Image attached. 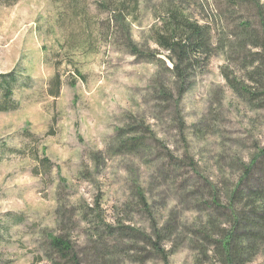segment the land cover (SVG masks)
Instances as JSON below:
<instances>
[{"label": "rangeland", "instance_id": "obj_1", "mask_svg": "<svg viewBox=\"0 0 264 264\" xmlns=\"http://www.w3.org/2000/svg\"><path fill=\"white\" fill-rule=\"evenodd\" d=\"M258 1L0 0V264L215 262L242 162L264 147ZM174 15L207 42L184 80L158 43ZM260 163L242 192L264 190ZM239 243L264 264V241Z\"/></svg>", "mask_w": 264, "mask_h": 264}, {"label": "trees", "instance_id": "obj_2", "mask_svg": "<svg viewBox=\"0 0 264 264\" xmlns=\"http://www.w3.org/2000/svg\"><path fill=\"white\" fill-rule=\"evenodd\" d=\"M237 1L254 3L258 7L262 8V6L259 5L258 0ZM181 17L182 19L177 18L174 15V17H171L172 22L170 24L165 22V24H168L165 25L166 31L170 32V35L164 36L160 42L158 41V43H160V45L168 51L169 54H172V56L169 55L171 60H177L173 71L176 72L179 78L184 80L187 79L186 72H188L189 69L195 68L197 66V62L201 59V55L205 53L204 48L207 42H205L204 31L198 23L188 21L184 15H181ZM169 25L170 28L168 27ZM249 27L248 23H242L240 28H243L244 33L238 37H254L256 33H254L255 31L252 32V29H248ZM248 45L249 43L238 44L241 48H247ZM259 48L261 52L255 53V56L259 58L255 60L256 65L254 66L253 71L250 72L254 73L255 76H250L252 80H256V82H259L260 85L264 87V83L261 82V80L264 81V44H262ZM212 54L207 56L208 61ZM10 81H15V78H11ZM10 81H6V83L10 84ZM229 84L236 94H240L241 92L239 91L243 90L242 88H238L236 86V81L231 80L230 78ZM4 92V100H10L12 92L9 86L4 89ZM243 92L246 94V97L245 95L243 96L248 100H251V102L255 99H259L260 95L255 96V93L252 94L251 91L245 90ZM4 110L5 106H0V111ZM259 161L261 162L260 165H264V147H260L247 164L242 162L241 171L238 176V184L229 194V204L224 207L227 212L222 214L225 216V222H222L225 226H222V224L219 225L222 227L219 234L221 240H218L219 251H217L216 254L213 253L211 256L216 263L214 261H209L207 264H244L243 254L247 248L239 243L240 240L254 238L258 239L259 242L264 241V190H249L248 193H244L240 190L244 184L250 182L249 180L252 179L254 170H256V167L259 166ZM261 173L263 174L264 172L261 170ZM136 190L139 191L138 198L142 201L141 196L143 190L140 187ZM141 204L147 205L145 198ZM208 219H210V217ZM206 225H208V227L214 226L213 222L210 225L209 221ZM254 227L257 230H251V232L250 230H247L248 228L254 229ZM158 233L162 234L160 231ZM50 244L54 250H57L60 253L62 257H74L72 255L73 249L71 247V242L66 238L52 236L50 238ZM261 247L264 252V245ZM158 249L160 253L164 252V249H161L160 247H158ZM205 253L207 254V251H205Z\"/></svg>", "mask_w": 264, "mask_h": 264}]
</instances>
